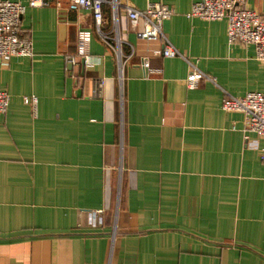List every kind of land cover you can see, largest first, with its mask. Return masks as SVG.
Masks as SVG:
<instances>
[{
    "label": "crops",
    "instance_id": "0c3cea01",
    "mask_svg": "<svg viewBox=\"0 0 264 264\" xmlns=\"http://www.w3.org/2000/svg\"><path fill=\"white\" fill-rule=\"evenodd\" d=\"M46 1L22 17L32 55L0 65V264H264L262 139L221 108L223 91H264L254 46L229 43L225 19L187 17L198 0H106L120 79L91 11ZM150 2L173 9L162 32L180 56L137 37L125 8ZM192 69L214 82L187 89Z\"/></svg>",
    "mask_w": 264,
    "mask_h": 264
},
{
    "label": "built area",
    "instance_id": "2783aa9c",
    "mask_svg": "<svg viewBox=\"0 0 264 264\" xmlns=\"http://www.w3.org/2000/svg\"><path fill=\"white\" fill-rule=\"evenodd\" d=\"M106 0H67V8L70 10L86 9L91 11L97 30L104 42L110 46L116 45L118 57L119 77L122 79L123 61L121 59L120 32L117 27L114 31L104 33L100 30L102 22V6ZM114 12L118 8L115 0L109 1ZM245 0H198L191 6L187 17H196L205 21H227V41L239 42L243 45H253L255 57L264 62V14H260L245 5ZM46 0H0V65L6 64L13 56H31L32 45L29 39L22 36L21 22L27 8L43 7ZM58 8L61 3L56 5ZM126 15L131 22L141 19L143 30L137 33V37L145 40H158L161 48L155 53L162 57L180 56L177 49L169 42L162 32V23L173 14V9L168 5L158 2H150L144 9H136L127 6ZM90 32L82 30L78 40V58L82 57L87 63L88 43ZM144 69H149L147 59H142ZM201 79H214L203 72L192 69L185 78L187 89H194ZM24 101L35 107V96L25 97ZM9 102V95L0 89V113H4ZM221 108L224 111L241 112L244 115V131L253 132L262 139L260 147V159L264 164V91H250L241 96H235L223 91Z\"/></svg>",
    "mask_w": 264,
    "mask_h": 264
},
{
    "label": "water",
    "instance_id": "95a60500",
    "mask_svg": "<svg viewBox=\"0 0 264 264\" xmlns=\"http://www.w3.org/2000/svg\"><path fill=\"white\" fill-rule=\"evenodd\" d=\"M81 64H83V59H81Z\"/></svg>",
    "mask_w": 264,
    "mask_h": 264
}]
</instances>
